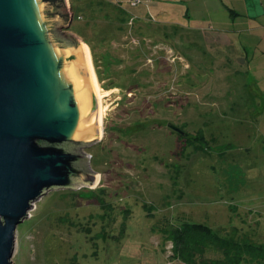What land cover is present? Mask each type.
Wrapping results in <instances>:
<instances>
[{
    "label": "rangeland",
    "instance_id": "obj_1",
    "mask_svg": "<svg viewBox=\"0 0 264 264\" xmlns=\"http://www.w3.org/2000/svg\"><path fill=\"white\" fill-rule=\"evenodd\" d=\"M68 1L61 30L90 45L101 88L102 136L82 148L100 180L36 200L13 263L182 264L161 230L182 221L264 244V132L244 62L180 10L165 20L120 0L133 19L119 29L113 0Z\"/></svg>",
    "mask_w": 264,
    "mask_h": 264
},
{
    "label": "water",
    "instance_id": "obj_2",
    "mask_svg": "<svg viewBox=\"0 0 264 264\" xmlns=\"http://www.w3.org/2000/svg\"><path fill=\"white\" fill-rule=\"evenodd\" d=\"M72 19L68 0H0V264L36 200L100 180L82 148L101 139V100Z\"/></svg>",
    "mask_w": 264,
    "mask_h": 264
},
{
    "label": "crops",
    "instance_id": "obj_3",
    "mask_svg": "<svg viewBox=\"0 0 264 264\" xmlns=\"http://www.w3.org/2000/svg\"><path fill=\"white\" fill-rule=\"evenodd\" d=\"M145 3L149 12L165 20H173L180 10L183 19L209 26L207 35L228 45L230 63L235 58L244 62L248 95L255 101L258 126L264 132V0H143L141 4Z\"/></svg>",
    "mask_w": 264,
    "mask_h": 264
},
{
    "label": "trees",
    "instance_id": "obj_4",
    "mask_svg": "<svg viewBox=\"0 0 264 264\" xmlns=\"http://www.w3.org/2000/svg\"><path fill=\"white\" fill-rule=\"evenodd\" d=\"M52 1L60 5L65 3V0ZM112 4L119 14V29H122L123 25L133 18L120 17L123 12L122 4ZM188 134L181 131L180 136L183 137L179 138L189 142L192 139ZM161 230L163 243L172 244V258L182 264H264V244L242 240L236 231V234H230L228 231L225 232L226 235H221L206 224L186 221L169 222Z\"/></svg>",
    "mask_w": 264,
    "mask_h": 264
},
{
    "label": "bare ground",
    "instance_id": "obj_5",
    "mask_svg": "<svg viewBox=\"0 0 264 264\" xmlns=\"http://www.w3.org/2000/svg\"><path fill=\"white\" fill-rule=\"evenodd\" d=\"M84 44L87 46L88 51H89V54H90V61H91V65H92V69H93V73H94V77H95L96 87H97V91L99 93L100 100H101L102 119H103V100H102V96H101V88H100V86L98 84L97 77H96V73H95L94 68H93V63H92V58H91V52L89 50L88 45L86 43H84Z\"/></svg>",
    "mask_w": 264,
    "mask_h": 264
},
{
    "label": "built area",
    "instance_id": "obj_6",
    "mask_svg": "<svg viewBox=\"0 0 264 264\" xmlns=\"http://www.w3.org/2000/svg\"><path fill=\"white\" fill-rule=\"evenodd\" d=\"M141 0H131L132 5H137L140 3Z\"/></svg>",
    "mask_w": 264,
    "mask_h": 264
}]
</instances>
